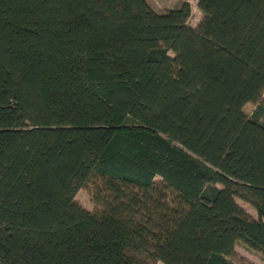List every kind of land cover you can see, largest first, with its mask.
<instances>
[{"label": "trees", "instance_id": "obj_1", "mask_svg": "<svg viewBox=\"0 0 264 264\" xmlns=\"http://www.w3.org/2000/svg\"><path fill=\"white\" fill-rule=\"evenodd\" d=\"M198 8L0 0V264L264 256V0Z\"/></svg>", "mask_w": 264, "mask_h": 264}, {"label": "rangeland", "instance_id": "obj_2", "mask_svg": "<svg viewBox=\"0 0 264 264\" xmlns=\"http://www.w3.org/2000/svg\"><path fill=\"white\" fill-rule=\"evenodd\" d=\"M149 5L157 12L162 13L168 9H172L179 5L182 0H146ZM199 0H188L191 6V15L189 17V24H195L200 17L203 15L201 10L198 8ZM264 98V94H262ZM254 109L253 103H246L244 106V112L249 115ZM261 121L264 122V116H261ZM158 179V178H157ZM75 199L86 209L93 210L95 207L91 196L89 195L86 188H81L77 191ZM237 203L252 217H257L256 211L248 203L243 200L236 198ZM236 254L232 257V264H264V256L257 251L246 248L242 243H237ZM155 264H164L162 262H156Z\"/></svg>", "mask_w": 264, "mask_h": 264}, {"label": "crops", "instance_id": "obj_3", "mask_svg": "<svg viewBox=\"0 0 264 264\" xmlns=\"http://www.w3.org/2000/svg\"><path fill=\"white\" fill-rule=\"evenodd\" d=\"M182 1H183V0H182ZM186 1H188V0H186ZM202 16H203V15H202ZM202 16L200 17V20H201ZM200 20H198L195 24H190V25H191L192 27H196ZM188 23H189V20H188Z\"/></svg>", "mask_w": 264, "mask_h": 264}]
</instances>
